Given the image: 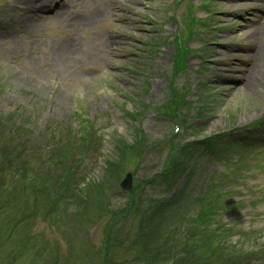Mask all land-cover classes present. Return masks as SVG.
I'll use <instances>...</instances> for the list:
<instances>
[{
  "label": "rangeland",
  "instance_id": "obj_1",
  "mask_svg": "<svg viewBox=\"0 0 264 264\" xmlns=\"http://www.w3.org/2000/svg\"><path fill=\"white\" fill-rule=\"evenodd\" d=\"M263 1L0 0V264H101L111 227L110 264H190L193 249L179 253L176 214L187 222L203 191L196 183L210 189L221 176L235 181L222 200L236 207L224 217L231 249L215 255L264 264V152L229 170L222 153L193 148L188 172L164 174L177 127L186 143L255 120L264 126V58L261 80L246 83L258 57L249 58L248 33L261 14L252 7ZM186 27L197 33L184 34L192 53L175 41ZM184 57L188 70L176 80L183 91H175L184 95L181 125L172 120L169 78ZM88 138L93 148L83 149ZM23 161L38 167L25 172ZM129 172L126 191L120 183ZM173 199L165 211L175 214L162 220L157 209ZM130 202L136 209L127 216ZM190 248L197 258L206 252Z\"/></svg>",
  "mask_w": 264,
  "mask_h": 264
},
{
  "label": "trees",
  "instance_id": "obj_2",
  "mask_svg": "<svg viewBox=\"0 0 264 264\" xmlns=\"http://www.w3.org/2000/svg\"><path fill=\"white\" fill-rule=\"evenodd\" d=\"M170 86L172 88H175V86L173 85H170ZM23 119H26V118H23ZM1 125H3V123ZM10 131H11L10 134L14 133L13 129H10ZM13 138L16 140L17 137L16 138L13 137ZM13 140H11L9 143L6 144L7 148H9V146L13 143ZM91 141H92L91 138L84 139L83 144H81V147L83 149H86L87 146L89 145L90 148H93V145H90L92 143ZM201 146H202L201 144H195L192 141H189L184 144L183 143L181 144V141L176 142L175 147L172 149L173 151H171L172 153L171 152L169 153L170 154L169 157L171 156L170 164L167 170L165 167L164 174L166 173L167 176L168 175L175 176L177 175L179 171H184V169L187 168L188 166L185 163V158L192 153L193 148H196V147L200 148ZM32 147H33V142H32ZM53 151L55 152V149H53ZM23 163H26L24 164V167H25L24 171L28 173H32L35 169L34 167H38L36 164H33L31 162H30L31 165L34 167L32 166L28 167L29 163L26 161H23ZM47 165L49 166L51 165V167L53 166V164H50V162H48ZM182 192L183 190H179L178 192L173 194V197L178 198ZM174 201L175 200H173L172 203L166 202L157 209V213L160 214V217L162 218V220H164L166 216H169V215L173 216L175 214V211H172V212L165 211L168 207L175 204ZM213 210L211 206H206V207L202 206V209L198 213L199 215L197 217L195 216L196 218L192 217L191 225L186 226L183 229L181 228V232L180 231L178 232L180 234L182 233V238H181L182 243L180 244V246H182V249L180 250L179 253L188 255L190 254V251L193 249V253H191V258L189 260L190 264H233L232 256L230 257L226 256L227 257L226 259V258L215 255L217 254V250L223 251L224 249H231L230 246H232L231 245V236H232L231 232L232 231L231 229L226 227V224L222 223V219L220 215H218L217 212H213ZM177 215H180V213L176 214V216ZM160 229H161V225H160L159 230ZM165 235L166 237L169 236L167 231L163 232V235L161 236V238L164 237ZM172 239L174 240V237ZM195 243H199L201 246V249L206 250V252L198 254L199 259L196 256L197 253L196 255L194 253L195 251L194 248H190L191 245L195 247ZM144 246H145V251H146V248L148 249L150 246L155 248L154 242H151L150 244H145ZM215 246H216V250L214 253H212L213 248ZM171 250L174 251L175 253L177 252L175 246H173L172 248L170 247L168 252L170 253ZM210 254H211V258H210Z\"/></svg>",
  "mask_w": 264,
  "mask_h": 264
},
{
  "label": "bare ground",
  "instance_id": "obj_3",
  "mask_svg": "<svg viewBox=\"0 0 264 264\" xmlns=\"http://www.w3.org/2000/svg\"><path fill=\"white\" fill-rule=\"evenodd\" d=\"M46 4V1H45ZM252 8L258 9L259 11H263L264 12V2L260 5L255 4V6H253ZM248 36L252 39H254L253 42V54L251 55V59H254L255 55H258L257 57V61H253V69L251 70V73L248 77V81H250V77L252 76H256L258 77L257 79L260 81L261 79L258 76V69L256 66L258 61L262 60L264 58V13H262V16L258 19V22L255 26H253V30L252 32L248 33ZM255 50V52H254ZM250 68H248L249 70Z\"/></svg>",
  "mask_w": 264,
  "mask_h": 264
},
{
  "label": "water",
  "instance_id": "obj_4",
  "mask_svg": "<svg viewBox=\"0 0 264 264\" xmlns=\"http://www.w3.org/2000/svg\"><path fill=\"white\" fill-rule=\"evenodd\" d=\"M132 183V176L131 174H128L126 179L122 182V186L124 188H129L131 186Z\"/></svg>",
  "mask_w": 264,
  "mask_h": 264
}]
</instances>
